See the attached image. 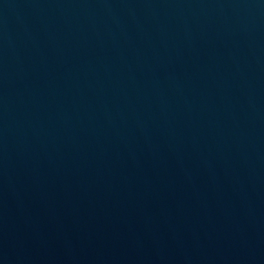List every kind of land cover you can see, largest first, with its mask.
<instances>
[{
	"label": "water",
	"instance_id": "water-1",
	"mask_svg": "<svg viewBox=\"0 0 264 264\" xmlns=\"http://www.w3.org/2000/svg\"><path fill=\"white\" fill-rule=\"evenodd\" d=\"M0 264H264V0H0Z\"/></svg>",
	"mask_w": 264,
	"mask_h": 264
}]
</instances>
